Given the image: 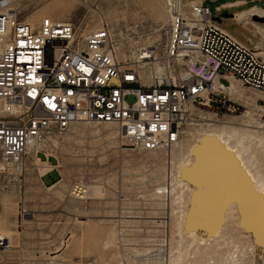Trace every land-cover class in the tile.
Segmentation results:
<instances>
[{
    "label": "built area",
    "instance_id": "2783aa9c",
    "mask_svg": "<svg viewBox=\"0 0 264 264\" xmlns=\"http://www.w3.org/2000/svg\"><path fill=\"white\" fill-rule=\"evenodd\" d=\"M23 1L0 0V190L14 182L19 191L29 147L75 122L113 123L131 149L149 151L168 149L194 118L244 114L247 105L229 97L230 78L261 92L264 119V61L216 25L206 0H164L172 15L161 37L125 60L108 21L87 29L45 17L33 26L18 9ZM77 184L69 196L79 195ZM9 247L0 235V250Z\"/></svg>",
    "mask_w": 264,
    "mask_h": 264
},
{
    "label": "rangeland",
    "instance_id": "374dc122",
    "mask_svg": "<svg viewBox=\"0 0 264 264\" xmlns=\"http://www.w3.org/2000/svg\"><path fill=\"white\" fill-rule=\"evenodd\" d=\"M201 1L186 0L188 4ZM232 1L236 0H206L205 4L226 31L250 48L264 51V37L258 31L259 28L264 31V15L249 14L240 24L234 20L236 12L251 6L264 11V0H245L246 5L219 12L214 10L219 3L226 6ZM58 5L61 16L54 11ZM18 8L26 20L36 13H44L43 18L71 19L81 22L87 29L98 27L101 20H106L122 40L120 49L123 57L132 55L138 44H152L159 39L169 24L166 20L161 29L156 16L165 13L164 0H24ZM63 10L67 13L64 14ZM222 82L227 83L225 80ZM246 93L254 95L255 99L260 97L254 91ZM243 115L240 113L228 120L211 123L194 118L183 126L180 143L174 151L179 154L181 146L194 143L203 129L213 128L208 127V123L220 127L230 122L234 127L245 128L239 120ZM255 119L258 120L257 113ZM95 125L75 122L61 136H55L56 140L41 148L47 156L40 153L39 159L55 166L51 173L38 177L33 170L35 167L30 168L27 162L20 177V192L14 182H10L7 189L0 190V199H11V229L18 230L21 238L19 242L15 237L14 243L24 247L22 251L20 248L0 250V264H51L55 259V264H171V249L181 239L177 232V219H174L179 211L178 194L175 199L171 192L163 197L155 195V192H161L157 189L159 185L171 183V150L131 149L116 125ZM110 128L116 131L113 138L105 135ZM95 129L103 132L97 134ZM256 130L263 137L264 124ZM259 150L264 155V144ZM179 161L180 158L175 159L176 167ZM60 181L58 187L48 189ZM78 181L99 184L102 195L97 198L88 196L84 201L74 200L68 190L73 182ZM61 185H65L63 197L56 194ZM22 207L26 211L24 216L20 215ZM1 208L0 202V212ZM243 235L239 237L241 242L238 238L222 240L219 249L221 254L222 251L224 253L222 256L230 258V261L233 257L234 260H242L243 264H264V254L259 248L252 252L250 236ZM108 238L110 242L107 243ZM237 244L242 251L235 247ZM186 246L183 242V257L173 264H189L187 259L193 260L194 255L189 253L192 250L189 248L188 251Z\"/></svg>",
    "mask_w": 264,
    "mask_h": 264
},
{
    "label": "bare ground",
    "instance_id": "6f19581e",
    "mask_svg": "<svg viewBox=\"0 0 264 264\" xmlns=\"http://www.w3.org/2000/svg\"><path fill=\"white\" fill-rule=\"evenodd\" d=\"M176 2H178V4L179 2H184L187 6L192 5L188 4L186 0H176ZM228 4L225 6V4L219 3L216 6L221 8H233V6L238 7L246 5L247 2L245 0H236ZM19 6L20 4H18V7ZM59 7L60 5H58L57 8L55 7L54 11H57L58 15L61 16L62 11ZM49 10L51 9L49 8ZM165 10V13L156 15L159 19L158 23L161 29L166 25V20H169V17L172 15L167 9ZM54 11L51 10L50 12L54 14ZM64 12L65 10H63V13ZM43 14L44 13H36L29 17L28 20H25L33 26H38L36 22H41L45 18L42 17ZM249 14L261 16L264 15V11L257 6H251L236 12L234 20L240 24L246 20ZM216 25L233 39L250 48V46L242 43L230 32L226 31L224 27H221L219 23ZM258 31L263 34L264 37V31L261 28H259ZM152 44L146 45L151 46ZM254 50H256V54L264 61V51L257 48H254ZM132 54L135 56L136 51ZM124 57L122 60H125ZM246 90L247 89L241 87L240 83L234 78L229 79V97L241 99L247 105V109L243 115L244 117L239 119L245 128L234 127L230 125L232 124L230 122H226L225 125L220 127L217 125L214 127V124L208 123V127L213 126V128L203 129L194 143H189L186 147L181 146L179 154L174 151V147L180 143L179 140L168 149H160L165 152L171 150V177L169 175L171 183L169 184L168 182L167 185H159L157 189L161 192H155V195L159 194V197H163L166 196V193L169 195L171 192L175 195V197H173L174 199L177 196L176 194H178L177 200H179H175L178 202L179 211L176 212L177 218L174 219H177V232H179L181 239H177L178 242L176 247H174L176 244L173 246L174 248L171 246V264L182 259V249L184 250V248L181 247V245L183 242L187 244L188 247H186L188 251L190 250L189 248H191L192 251L189 252L190 255H194L193 260H191V258L187 259V261H190L189 264H211L212 262L214 264H243L242 260H234V257L231 261L229 260L230 258H227L228 261L222 256L224 254L223 251L221 254L219 249H221L220 247L223 244L222 240L226 238H238V241L241 242L244 240V233L248 234L251 238L250 243L252 245H250L252 252L255 248H259L260 253L264 254V155L260 154L259 150V148H263L264 135L261 137L262 135L259 134V130H256V128H262L264 119L258 118L259 121L255 119L259 103L257 99H255V96H249ZM254 94L256 96H262L259 91H254ZM206 121L210 122V120ZM252 123L255 126L251 125ZM94 124L97 126L98 124H103L105 126L115 125L109 122ZM94 131L97 134H101L102 130L95 129ZM115 132L114 129L110 128L105 135L113 138V136L116 135ZM54 140H56L55 136H50L46 141L33 143L28 149V156L25 160L26 167L27 162L30 168L35 167L33 170H36L38 177H43L51 173L55 167L50 162L42 161L38 157V150L44 145H48L49 141L52 142ZM149 151L156 152L158 150ZM176 158H180L178 167L175 165ZM1 165L0 163V166ZM60 183L61 181L48 189H55ZM76 183L79 185L77 184L74 186H80L81 190L78 196L72 197L75 198L74 200L84 201L89 197H100L102 195L103 190L99 184H83L80 181ZM177 184H179V186ZM64 189L65 185H61L56 194L59 197H63ZM184 189H186V191ZM0 202L3 208L0 212V235L9 239V248H20L22 251L24 247L21 245L16 246L14 243L15 237L21 242L19 231L11 229L13 225V223H11V217H9L12 207L11 199L2 197ZM22 206H24V204H22ZM24 213H26V211L22 207L20 215L24 216ZM177 226L175 227L177 228ZM83 232L84 231H82V233ZM82 233H80V235H82ZM73 234H75V232H73ZM241 236L243 238H241L242 240L239 238ZM108 242H110V240L107 241V243ZM238 245L239 244L235 247L239 248ZM248 249L250 250L249 247ZM175 250L176 252H174ZM240 250L242 251L243 249L241 248ZM190 255L188 256L190 257ZM54 262L51 264H55Z\"/></svg>",
    "mask_w": 264,
    "mask_h": 264
},
{
    "label": "crops",
    "instance_id": "0c3cea01",
    "mask_svg": "<svg viewBox=\"0 0 264 264\" xmlns=\"http://www.w3.org/2000/svg\"><path fill=\"white\" fill-rule=\"evenodd\" d=\"M248 90H246V92H247Z\"/></svg>",
    "mask_w": 264,
    "mask_h": 264
},
{
    "label": "snow or ice",
    "instance_id": "6c2138e0",
    "mask_svg": "<svg viewBox=\"0 0 264 264\" xmlns=\"http://www.w3.org/2000/svg\"><path fill=\"white\" fill-rule=\"evenodd\" d=\"M51 106V105H50Z\"/></svg>",
    "mask_w": 264,
    "mask_h": 264
}]
</instances>
